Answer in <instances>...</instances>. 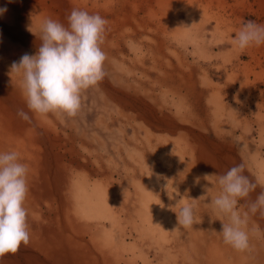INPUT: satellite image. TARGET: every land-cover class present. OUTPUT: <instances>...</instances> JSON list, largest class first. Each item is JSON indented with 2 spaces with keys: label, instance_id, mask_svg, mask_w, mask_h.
Returning a JSON list of instances; mask_svg holds the SVG:
<instances>
[{
  "label": "rangeland",
  "instance_id": "374dc122",
  "mask_svg": "<svg viewBox=\"0 0 264 264\" xmlns=\"http://www.w3.org/2000/svg\"><path fill=\"white\" fill-rule=\"evenodd\" d=\"M5 7L0 152H18L28 168L30 241L0 264H264V216L249 213L250 248L238 251L211 204L220 191L211 175L240 163L257 187L238 210L264 191V44H233L243 23L264 25V0H0ZM73 9L108 21L106 76L82 93L77 116L36 114L11 65L37 52L46 18L66 25ZM185 205L194 206L190 228L177 222Z\"/></svg>",
  "mask_w": 264,
  "mask_h": 264
},
{
  "label": "clouds",
  "instance_id": "9594fccd",
  "mask_svg": "<svg viewBox=\"0 0 264 264\" xmlns=\"http://www.w3.org/2000/svg\"><path fill=\"white\" fill-rule=\"evenodd\" d=\"M7 8H0V15ZM108 21L99 14L73 9L67 24L46 18L41 24L40 46L34 55L25 53L11 65V72L22 77V91L27 108L36 114L75 117L82 107V93L102 81L106 72L104 43ZM31 30V27L29 29ZM34 34V33H33ZM35 35V34H34ZM243 51L250 46L264 44V25L249 20L242 24L233 40ZM17 115L30 121L28 112L19 109ZM246 147V146H245ZM245 165L236 164L216 176L220 191L211 201L214 208L228 217L222 222L225 244L238 251L250 248L246 231L249 213L264 216V191L248 204V211L238 210L239 201L250 197L257 185L244 174ZM27 166L20 162L16 151L0 152V257L15 253L21 244L30 241L27 209ZM210 177L205 175V179ZM199 183V178H197ZM209 188H206V192ZM202 197V196H201ZM194 206L185 205L177 213L178 226H193ZM215 231V230H214Z\"/></svg>",
  "mask_w": 264,
  "mask_h": 264
},
{
  "label": "bare ground",
  "instance_id": "6f19581e",
  "mask_svg": "<svg viewBox=\"0 0 264 264\" xmlns=\"http://www.w3.org/2000/svg\"><path fill=\"white\" fill-rule=\"evenodd\" d=\"M157 3H159V2H157ZM70 14V13H69ZM206 251V250H205ZM232 258H234V257H232Z\"/></svg>",
  "mask_w": 264,
  "mask_h": 264
}]
</instances>
